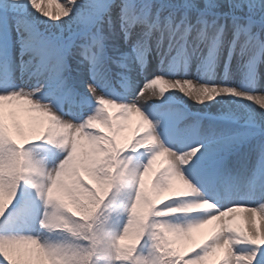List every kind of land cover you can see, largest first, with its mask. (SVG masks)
Listing matches in <instances>:
<instances>
[{"label":"snow or ice","instance_id":"6c2138e0","mask_svg":"<svg viewBox=\"0 0 264 264\" xmlns=\"http://www.w3.org/2000/svg\"><path fill=\"white\" fill-rule=\"evenodd\" d=\"M0 264H264V0H0Z\"/></svg>","mask_w":264,"mask_h":264},{"label":"bare ground","instance_id":"6f19581e","mask_svg":"<svg viewBox=\"0 0 264 264\" xmlns=\"http://www.w3.org/2000/svg\"><path fill=\"white\" fill-rule=\"evenodd\" d=\"M61 2H63V0H61ZM189 103H191V101H189ZM207 232L208 228L202 229L200 233L197 234V240H202L207 235Z\"/></svg>","mask_w":264,"mask_h":264}]
</instances>
